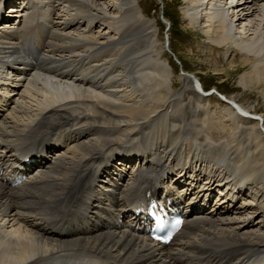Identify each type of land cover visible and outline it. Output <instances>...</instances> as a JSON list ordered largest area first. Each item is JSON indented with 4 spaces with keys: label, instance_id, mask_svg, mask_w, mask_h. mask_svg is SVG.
I'll use <instances>...</instances> for the list:
<instances>
[{
    "label": "bare ground",
    "instance_id": "6f19581e",
    "mask_svg": "<svg viewBox=\"0 0 264 264\" xmlns=\"http://www.w3.org/2000/svg\"><path fill=\"white\" fill-rule=\"evenodd\" d=\"M47 1L50 3L48 12L53 34L44 62H49L50 68L44 69L47 72H42L44 76L35 75L28 80L34 87L28 90L30 94L22 93L23 97L34 99L35 104L25 105L17 98L15 100L13 96L18 93L15 92L16 88L2 90L0 87V169L13 164L15 151H28L40 146L52 152L53 156L36 161L37 168L33 173L26 172L28 175L19 185L5 187L0 184V264H178L183 257L204 264H264V156L258 169L253 165L252 154L242 143L245 142L244 138L236 136L239 132L245 137V131L249 130L256 146L264 144V115L253 110L254 106L244 105L236 97L230 98L213 87L243 109L259 116V119L242 117L227 104L232 110L231 116L227 118L228 124H234L232 117H235L245 127L231 131L230 145L225 150H215L221 144L201 140L206 137L203 136L205 129L200 132L199 119L196 118L201 116L200 103L206 97L196 90L198 84L204 87L196 73L194 76L188 72L183 75L181 86L172 92L161 88L157 96L151 98L159 99L156 103L151 100L136 101L135 95L139 89L134 79L139 63L147 56L141 44L148 40L147 35L150 33L146 22L132 18L119 25L116 20L118 17L110 13V8L100 7L96 0ZM178 2L191 7L190 28L195 29L206 13V26L210 30L206 34L207 39L216 42L211 44L212 47H241L232 46L230 54L232 56L235 50L243 52L239 64L230 63L229 67L218 69L216 73L229 75L239 72L241 84L257 91L264 98V0H237L239 7L246 10L245 18L260 16L256 30L251 33L253 35L244 32L239 38L238 32L233 29L243 19L229 13L230 7L235 9L233 2L230 7L221 0ZM65 3L69 9H80L83 17L90 19L91 29L87 35L77 37L67 30L79 22L81 24L80 17L72 15L68 21L56 19L59 18L57 11H60L56 6L61 5L62 9ZM210 11L220 12L214 16L215 20L209 16L213 13ZM120 12L124 17L127 16L128 11L124 8ZM95 15H98L97 18ZM100 21L116 30L118 36H112L109 31L92 29L96 24L99 26ZM34 27L38 25L34 24ZM12 36H15L13 21L0 23V69L6 74H16L13 72L15 61L18 66L22 64L18 58L26 60L32 57L29 51L25 55L20 54L19 42L16 36L12 40ZM112 45L117 46L119 54L112 57L110 62L107 60L110 55L108 48ZM9 57L14 62L3 61ZM147 68L161 75L152 65ZM140 75L142 77L144 74L138 77ZM141 77V82L144 78L150 79L148 76ZM3 79L7 80V77ZM19 80H11V84L16 86ZM154 81H157L156 77ZM175 83L172 81L171 87ZM118 86H123L125 92L115 101L101 98L92 92L94 90H90L108 89L118 96ZM150 90L148 95L153 93ZM184 92L192 97L193 104L181 109L184 115L183 120H179L181 126L176 127L178 122L176 126L166 122L169 125L152 137L147 129L138 132L133 128L132 135L137 140L131 142V146L136 148L133 150L138 152L137 155L139 152L143 154L144 162L135 167L134 160L121 159L120 164L139 169L138 173L129 172L123 178H109L111 181L124 179V188H120L116 182L104 184L110 187L111 195H120L115 198L119 205L124 201L123 195L134 189L140 179L145 180L143 174L146 171L161 167L164 169L161 173L175 171L179 176L184 174L183 171L185 174L195 173L191 176L201 183L199 189L194 191L195 197L201 194L204 200L213 197L218 191L219 194L223 193V197L217 198L219 205L212 208L216 211L219 209L218 212L191 215L183 227H186L185 233H182L184 240L166 253L157 251L146 238L124 229V221L116 223L110 212L106 213V221L103 216H94V211L90 210L101 211L98 203L92 201V196L97 184L106 182L100 178L111 174V169L104 166L109 158L105 152L115 144V148L127 147L124 143L119 145L116 138L107 139L109 133L110 136L119 135L112 128L107 129V126L114 123L118 127L128 128L134 120L140 122L161 112L168 101L174 106L176 103L173 101H179ZM39 93L43 96L41 99ZM11 100L15 106L3 114L7 110L4 107ZM55 103L58 105L54 106ZM72 123L74 129L69 126ZM158 123L162 124L161 120ZM55 141L59 148L53 145ZM206 145H211L209 148L217 154H212ZM145 152L150 154L151 159L145 158ZM20 174L23 173L13 169L11 175ZM221 174L223 177L218 178ZM222 179H227L223 183L228 188L226 193L219 183ZM88 186L90 189L87 191ZM169 191L172 195L177 192L173 187ZM246 191L250 194L249 199L242 198L239 201L242 197L239 193L245 195ZM98 202L102 203V200ZM64 225L68 230H64L63 236L56 235V229ZM260 252L262 256L255 258Z\"/></svg>",
    "mask_w": 264,
    "mask_h": 264
},
{
    "label": "rangeland",
    "instance_id": "374dc122",
    "mask_svg": "<svg viewBox=\"0 0 264 264\" xmlns=\"http://www.w3.org/2000/svg\"><path fill=\"white\" fill-rule=\"evenodd\" d=\"M178 1L179 0H120L119 2L118 0H96L100 7L108 6L110 8V13H112L113 16L118 17L116 19L117 24L120 25L126 21L132 20V18H136L140 19L142 22H146L147 30L150 31L149 35H147L148 40L141 44V49L144 50L147 56H145L144 60L139 63L136 79H134V84L139 89L138 94L135 95L136 101L139 99L145 101L151 100L156 103L159 99L151 98L153 96H157L161 88H166L168 93L178 89L181 86V77L188 72V74H192L193 76L194 73H196L201 78L205 88L216 87L228 97H236L237 101H241H239L240 103H245L250 107L254 106L253 110H256V112L264 115V98L257 91L249 90L241 84L239 72H235V74L230 73L229 75L226 73H216L218 69H226L229 67L231 65L230 63L239 64L243 56V52L241 50H235V53L232 56L230 54L232 53V46H234V48L241 47L239 45H232L228 48L224 47L223 49H216V47H212L211 44L214 45L216 42L213 39V41L207 39L206 34L210 33V30L206 26V13L204 12L203 16L205 17L201 18L200 22L196 24L197 27L195 29L190 28V22H192V19H190L191 7L184 2L179 3ZM221 1H224V4L225 2L228 3L229 7L233 2L235 9L230 7L231 9L229 8V13H232L231 15L234 16L242 17L243 19L240 21V24L237 22L238 25L235 24L233 29V31L238 32V38L247 32L251 34L256 30L255 28L258 26L257 24L259 23L260 16L253 15L251 17L245 18L244 11L246 10L239 7L237 0ZM252 3L256 5L255 1ZM65 5L67 6L66 3ZM65 5L60 11L61 17L59 20L68 21V18L72 15L80 17L81 20H78L81 21V24L78 21L79 23L76 22L77 24L67 30L71 31V33L77 37H82L85 34L87 35L89 28L91 29L90 19L83 17V12L80 9L76 7L69 9L68 6L66 7ZM121 8H124L128 11L126 17H124V15L120 12ZM202 10H204V8H202ZM238 10L240 12H238ZM219 13L220 12L218 11L213 12L210 13L209 16H212L213 19L214 16L216 17V15H219ZM95 16L97 18L98 15ZM98 23H100L99 26L96 24V26H93L92 29H101L104 32L109 31L112 36H118L117 31L111 29L108 24H105L101 21ZM252 35L253 34H251V36ZM166 39L168 41V46L165 43ZM108 51L110 55L107 57V60L112 62V57H115L119 54V49L117 46L112 45L108 48ZM163 55H165V57H162ZM150 65H152V68L154 67V69L160 71L161 75L158 76L156 72H152L150 68H147ZM130 66H133V64H130ZM139 74H144L142 77L148 76L150 79L146 80V78H144L143 82H141L139 80L141 75L138 77ZM154 77L157 78V81H154ZM172 81H176L174 87H171ZM30 87L33 86L30 85L29 81L25 82L21 88V93L19 96H17V99H19V101L25 105L33 106L35 104L34 99L31 100L30 96H22L28 92ZM116 89L120 91L117 93L118 96H114V93L109 92L108 89L92 88L90 90H94L92 92L101 98L105 97V99H114L113 101H115L122 95V92H125L123 86H118ZM149 90L153 92L150 95H148ZM28 93L30 94V92ZM184 96L180 97L179 101L175 99L173 101L176 103L174 106L170 101H168V105L171 107L166 105L164 109L162 108L163 110L161 112L154 113L143 121L138 122L134 120L131 122L133 125L128 128L125 126L118 127L114 123H110L107 126V129L112 128V130L119 133V135L110 136L109 133L107 139L116 138L118 139V144L123 145L124 142L134 139V136L132 135V133H134V130H132L133 128H136L138 132L143 130V128L147 129L149 132H151L149 136L152 137V135L156 134L159 130L165 128L169 124L176 126V123L178 122L179 125L176 127L181 126L180 121H182L184 117V115L181 114V109L187 104H193L191 100L192 97H190L188 93L184 92ZM38 97L41 99L43 96L39 93ZM199 108L201 116L197 117L196 119H199L197 121H199L198 124L202 128L201 129L199 127L200 132L201 130L205 129L203 133V136H206L207 139L205 142L209 141L210 143L214 144L223 143L221 144V147H213L215 150H225L230 145L229 137L232 135L231 131H237L240 128L245 127L241 122H239V119L235 117H232L234 124H228L229 121L227 118L231 116L230 112L232 110L227 104L220 102L215 95H211L209 98L206 97L200 103ZM17 114L19 115V113ZM154 120H157L158 122L161 120L162 124L158 123L157 121H155V123ZM166 122L169 124H166ZM225 125L227 127H225ZM231 127L233 128L231 129ZM117 133H115V135H117ZM249 133V130H247V132L245 131V137H243L241 134H239V132H237L236 136H241L244 138L245 142L242 143L252 154L253 165L257 166L259 169L262 165L261 159L264 156V144L261 146H256ZM135 139L137 138L135 137ZM114 146L117 147L116 144L112 145V147ZM209 146H207V148H209ZM215 150H211L212 154H217ZM257 214L259 215L260 212H257Z\"/></svg>",
    "mask_w": 264,
    "mask_h": 264
}]
</instances>
